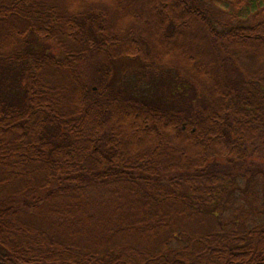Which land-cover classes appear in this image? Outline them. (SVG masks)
<instances>
[{
	"label": "trees",
	"instance_id": "1",
	"mask_svg": "<svg viewBox=\"0 0 264 264\" xmlns=\"http://www.w3.org/2000/svg\"><path fill=\"white\" fill-rule=\"evenodd\" d=\"M0 264H264V0H0Z\"/></svg>",
	"mask_w": 264,
	"mask_h": 264
},
{
	"label": "rangeland",
	"instance_id": "2",
	"mask_svg": "<svg viewBox=\"0 0 264 264\" xmlns=\"http://www.w3.org/2000/svg\"><path fill=\"white\" fill-rule=\"evenodd\" d=\"M134 62L132 61H127V60H121L117 63V68H116V77L121 79L123 75L126 74V72L133 67ZM128 69V70H127ZM164 92L168 91V89H163Z\"/></svg>",
	"mask_w": 264,
	"mask_h": 264
}]
</instances>
